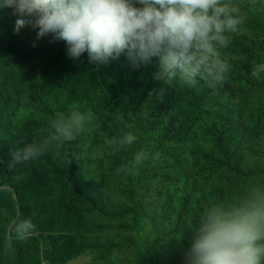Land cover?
<instances>
[{"label":"trees","instance_id":"1","mask_svg":"<svg viewBox=\"0 0 264 264\" xmlns=\"http://www.w3.org/2000/svg\"><path fill=\"white\" fill-rule=\"evenodd\" d=\"M3 4L0 0V264H62L86 251L102 250L97 242L84 238L81 230L93 228L94 222L109 223L128 214H132L135 236L127 243L146 264H159L141 233V208L119 210L112 205L111 194L116 190L107 183L113 178V156L120 155V149L106 159L109 179L88 180L82 147L84 129L96 144L107 140L120 143L126 133H134L129 112L135 116L148 98L158 99L159 110L167 108L185 127L191 146L192 160L183 188L185 206L195 217L202 211L206 215L216 209L223 194L219 186L212 194L206 192L216 171L207 166V156L212 154L216 166L221 158L229 162V143L201 155L194 140V123L209 103L215 102L228 113L229 124L248 128L244 111L251 104L252 71L248 64L241 69L235 64L238 58L246 62V49L239 52L230 40L221 47L218 56L227 68L221 83L212 78L220 66L209 65L202 66L195 83L191 73H178L165 84L154 79L158 71L155 57L146 65L133 66L122 54L107 65L97 66L89 63L87 52L79 59L69 58L66 42L53 39L52 34L37 39L38 29L31 26L14 33L18 16ZM241 70L244 73L239 75ZM161 89L165 94L159 98ZM73 112L90 117L73 140H58L43 155L9 166L15 147L47 137L57 114L70 116ZM257 118L259 126L264 113L258 112ZM245 169L238 162L234 170L243 176ZM24 219H31L35 229L27 239H16L15 225Z\"/></svg>","mask_w":264,"mask_h":264},{"label":"rangeland","instance_id":"2","mask_svg":"<svg viewBox=\"0 0 264 264\" xmlns=\"http://www.w3.org/2000/svg\"><path fill=\"white\" fill-rule=\"evenodd\" d=\"M221 3L237 9L235 14L243 17L236 31L225 35L239 52L241 48L247 51L244 56L247 63L238 58L236 66L248 68V64L252 71L251 104L244 111L248 128L229 124L228 113L218 103L211 102L195 120L193 135L201 155L229 143V162L221 158L216 166L212 154L207 156V166L216 171L212 187L206 192L212 194L216 186L223 192L214 211L250 212L264 208V119L257 125V113H264V0H221ZM217 51L222 52L221 47L218 46ZM243 73L241 70L239 75ZM217 75H212L215 81ZM159 103L151 97L140 105L135 116L129 112L133 118H129L130 127L135 128L131 145L119 147L120 143L109 140L96 144V139L91 138L85 128L82 144L85 175L88 180L97 182L104 176L109 179L105 162L119 148L120 155L113 156V178L107 183L116 190L111 194L112 205L120 207L119 210L139 206L143 212L141 233L157 255L159 264H183L182 250L205 213L202 211L195 217L193 210L185 206L187 194H183V188L189 172L187 166L192 160L191 146L187 143L185 127L167 108L160 111ZM138 154L142 156L139 163L136 162ZM238 162L246 166L243 176L234 170ZM105 222H94L93 228L81 230L84 238L97 242L102 250L86 251L62 264H146L127 243L135 236L132 214Z\"/></svg>","mask_w":264,"mask_h":264},{"label":"clouds","instance_id":"3","mask_svg":"<svg viewBox=\"0 0 264 264\" xmlns=\"http://www.w3.org/2000/svg\"><path fill=\"white\" fill-rule=\"evenodd\" d=\"M3 6L18 16L14 33L31 26L38 29L37 39L52 34L66 42L71 59L87 52L89 63L99 66L123 54L139 66L155 57L154 79L165 84L178 73H191L195 83L202 66L209 65L220 66L216 83H221L227 68L217 48L227 46L225 33L235 32L243 21L237 9L221 0H4ZM164 94L161 89L159 98ZM87 119L78 112L57 114L47 137L13 149L9 166L43 155L58 140H73ZM134 140L126 133L120 144ZM141 159L138 154L136 162ZM34 229L31 219L19 221L16 239H27ZM182 259L183 264H264V208L208 212L182 250Z\"/></svg>","mask_w":264,"mask_h":264}]
</instances>
